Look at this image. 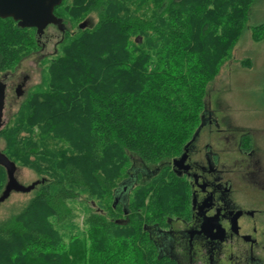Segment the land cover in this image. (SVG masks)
<instances>
[{"label": "trees", "instance_id": "trees-1", "mask_svg": "<svg viewBox=\"0 0 264 264\" xmlns=\"http://www.w3.org/2000/svg\"><path fill=\"white\" fill-rule=\"evenodd\" d=\"M256 2L63 0L59 52L0 129L1 152L39 177L29 202L0 217V264H180L161 252L172 220L191 216L171 161L198 135L209 85L245 31L264 40V22L248 27ZM38 38L0 18V75ZM8 183L0 164V198Z\"/></svg>", "mask_w": 264, "mask_h": 264}, {"label": "flooded vegetation", "instance_id": "flooded-vegetation-1", "mask_svg": "<svg viewBox=\"0 0 264 264\" xmlns=\"http://www.w3.org/2000/svg\"><path fill=\"white\" fill-rule=\"evenodd\" d=\"M219 119L206 111L198 135L171 161L173 170L190 184L191 216L172 220L160 240L161 252L179 261L175 253L182 241L195 263L206 264L208 259V264H234V258H246L264 264V189L250 162L254 137L240 133L229 145L228 122ZM248 135L251 149L244 141Z\"/></svg>", "mask_w": 264, "mask_h": 264}, {"label": "rangeland", "instance_id": "rangeland-1", "mask_svg": "<svg viewBox=\"0 0 264 264\" xmlns=\"http://www.w3.org/2000/svg\"><path fill=\"white\" fill-rule=\"evenodd\" d=\"M260 22H264V0H257L253 5L248 27ZM63 33L64 27L61 25L48 26L39 35V49L23 59L14 72L0 75V82L5 86L4 126L18 111L27 94L41 83L45 75L44 59L49 60L58 54ZM251 36V30L247 29L234 47L231 57L225 61L209 85L206 109L209 113L219 115V120L223 118L228 122L229 145L237 142L240 133H250L254 137L255 150L250 162L255 170L259 171L258 182L264 189V40L254 42ZM3 148L4 143L1 141L0 151ZM135 167H143L142 162L137 160ZM15 179L24 187L39 181L33 170L21 166L16 167ZM32 196L31 192L13 191L0 205V217L6 218L19 212ZM73 205L77 214L75 222L81 226L86 212L81 202H74ZM188 250L182 241L180 249L177 246L175 254L180 264H204L190 261ZM227 258L228 255L225 253L223 259ZM262 258L261 262L264 263V257ZM217 261L222 263L218 258ZM241 261L243 260L240 258H234V264H251L246 258Z\"/></svg>", "mask_w": 264, "mask_h": 264}, {"label": "water", "instance_id": "water-1", "mask_svg": "<svg viewBox=\"0 0 264 264\" xmlns=\"http://www.w3.org/2000/svg\"><path fill=\"white\" fill-rule=\"evenodd\" d=\"M62 2L63 0H0V18H12L21 27L34 28L38 35H41L48 26L59 23L54 12ZM4 107L5 86L0 82V129L3 126ZM0 164L6 167L9 174V183L0 198V203L5 201L13 191L30 192L34 188L35 184L24 187L16 181V166L1 151Z\"/></svg>", "mask_w": 264, "mask_h": 264}]
</instances>
